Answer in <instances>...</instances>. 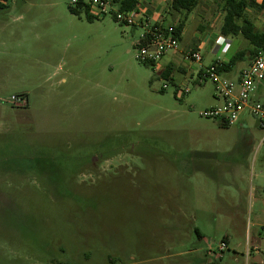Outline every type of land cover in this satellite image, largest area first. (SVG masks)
Returning <instances> with one entry per match:
<instances>
[{"label": "rangeland", "instance_id": "obj_1", "mask_svg": "<svg viewBox=\"0 0 264 264\" xmlns=\"http://www.w3.org/2000/svg\"><path fill=\"white\" fill-rule=\"evenodd\" d=\"M169 1L158 11L176 25ZM71 4L0 0V264H263L264 131L201 116L215 87L184 60L251 49L237 36L217 50L223 0H200L157 67L136 57L138 20ZM246 17L264 31V11Z\"/></svg>", "mask_w": 264, "mask_h": 264}, {"label": "built area", "instance_id": "obj_2", "mask_svg": "<svg viewBox=\"0 0 264 264\" xmlns=\"http://www.w3.org/2000/svg\"><path fill=\"white\" fill-rule=\"evenodd\" d=\"M77 2L78 0H71L74 5ZM87 3L90 5V14L96 19L106 16L112 6L110 0H87ZM115 18L126 25H136L138 20L139 24L146 29L136 47V57L140 62L157 67L168 53L178 51L180 40L176 36L175 28L167 25L162 16L156 18V22L153 23V17L151 19L147 15V10L139 5L130 11H116ZM226 43L227 38L217 40V50ZM184 60L200 65L197 72V84L210 79L215 87V96L219 104L206 109L201 116L230 126L237 124L242 115L248 114L258 121L260 128L264 131V101L256 99L259 91L264 89L263 52L259 53L249 65L238 70L233 78H225L220 72L222 66L220 60H215L208 66L202 65L203 55L198 49L188 51L184 55ZM188 93H190L189 88L177 90V94ZM225 248L226 245L223 244L220 250L223 251Z\"/></svg>", "mask_w": 264, "mask_h": 264}, {"label": "trees", "instance_id": "obj_3", "mask_svg": "<svg viewBox=\"0 0 264 264\" xmlns=\"http://www.w3.org/2000/svg\"><path fill=\"white\" fill-rule=\"evenodd\" d=\"M110 2L112 6L118 7L120 12L136 9L140 5V0H110ZM199 3L200 0L169 1L170 14L175 12L183 15V18L176 25H171L175 28L179 40H181L189 14L198 7ZM249 9L264 11V0L261 3H257L256 0H223L224 19L220 29L221 35L224 38L242 36L251 45V49L239 51L228 62H221L220 72L224 75L234 72L238 64L245 62L247 57L250 58V64L259 53H264V31L258 30L255 24L246 17V12ZM69 11L76 16H80L83 11L90 15V5L87 0H78L77 4L69 6ZM89 15L88 18L92 20L94 17ZM193 50L197 49L193 48ZM162 76L167 79L171 78V68L163 69Z\"/></svg>", "mask_w": 264, "mask_h": 264}, {"label": "crops", "instance_id": "obj_4", "mask_svg": "<svg viewBox=\"0 0 264 264\" xmlns=\"http://www.w3.org/2000/svg\"><path fill=\"white\" fill-rule=\"evenodd\" d=\"M151 1H154V4L156 5V10H155V8H153V4L151 3V2H149V3H147L146 1H144V0H140V5L142 6V7H144L146 10H147V15L152 19V17H153V20H152V22L154 23V22H156V18H158L159 16H162L160 13H159V11H158V9L159 8H163V6H164V4H165V2L167 1V0H151ZM257 1V3H261L262 2V0H256ZM163 18V17H162ZM169 54V53H168ZM173 61V60H172ZM214 62V61H213ZM172 68V67H170V65H169V63H168V65H167V67L166 68ZM256 99L257 100H261V101H264V89H261L260 91H259V93L257 94V96H256ZM248 115V114H247ZM242 125L244 124V125H246L247 123H246V121L244 122L243 120H242V117H241V119H240V121H239ZM238 122V123H239ZM258 251H260V249H259V247L258 246H256V245H254V246H251V248H250V252H249V256H252V254L253 253H255V252H258ZM199 264H203L202 263V261L199 263ZM263 264H264V262H263Z\"/></svg>", "mask_w": 264, "mask_h": 264}]
</instances>
